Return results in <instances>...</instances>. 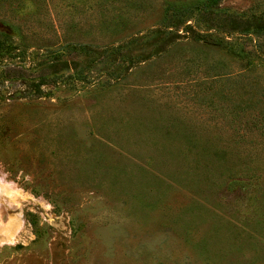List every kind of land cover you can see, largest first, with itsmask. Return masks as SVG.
<instances>
[{
	"label": "rangeland",
	"instance_id": "obj_1",
	"mask_svg": "<svg viewBox=\"0 0 264 264\" xmlns=\"http://www.w3.org/2000/svg\"><path fill=\"white\" fill-rule=\"evenodd\" d=\"M0 264H264V0H0Z\"/></svg>",
	"mask_w": 264,
	"mask_h": 264
}]
</instances>
